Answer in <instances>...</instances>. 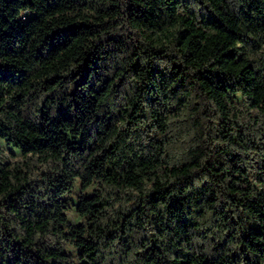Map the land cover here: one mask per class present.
<instances>
[{"label": "trees", "instance_id": "trees-1", "mask_svg": "<svg viewBox=\"0 0 264 264\" xmlns=\"http://www.w3.org/2000/svg\"><path fill=\"white\" fill-rule=\"evenodd\" d=\"M0 139V264H264V0H0Z\"/></svg>", "mask_w": 264, "mask_h": 264}, {"label": "rangeland", "instance_id": "rangeland-1", "mask_svg": "<svg viewBox=\"0 0 264 264\" xmlns=\"http://www.w3.org/2000/svg\"><path fill=\"white\" fill-rule=\"evenodd\" d=\"M0 150H2L9 157L10 160H18L20 158L18 153L16 152V149L14 150L12 147L7 146L5 142L1 139H0ZM73 191L74 192L68 197L69 200L71 201V207L67 212V216L71 223L78 224L80 222V219L78 218L75 212V205L77 204L78 197L81 195L78 182L75 184ZM86 192L89 193L90 190Z\"/></svg>", "mask_w": 264, "mask_h": 264}]
</instances>
